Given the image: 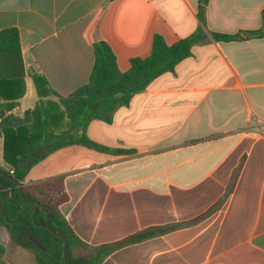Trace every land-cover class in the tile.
I'll return each instance as SVG.
<instances>
[{
    "label": "crops",
    "instance_id": "obj_1",
    "mask_svg": "<svg viewBox=\"0 0 264 264\" xmlns=\"http://www.w3.org/2000/svg\"><path fill=\"white\" fill-rule=\"evenodd\" d=\"M199 0H0V30L18 31L24 75L0 81V103L41 130L40 99L55 133L68 126L53 92L88 80L93 43L105 41L121 71L200 25ZM264 0H208L205 37L171 72L154 78L87 137L108 150L69 144L28 171L24 183L61 177L58 210L90 247L153 226L172 229L114 249L99 264H264ZM211 32L242 39L215 41ZM45 79L43 95L32 75ZM122 150V152H117ZM0 168L11 171L3 158ZM4 230V231H1ZM7 264H37L0 226ZM78 253V252H77Z\"/></svg>",
    "mask_w": 264,
    "mask_h": 264
},
{
    "label": "trees",
    "instance_id": "obj_2",
    "mask_svg": "<svg viewBox=\"0 0 264 264\" xmlns=\"http://www.w3.org/2000/svg\"><path fill=\"white\" fill-rule=\"evenodd\" d=\"M208 0H199L197 16L200 25L190 35L167 44L160 34H154L150 52L145 57H132L129 68L121 71L110 46L102 40L93 43L94 61L88 80L66 95L57 96L68 119L65 130L55 133L42 100L39 107L43 118L41 130L38 123L32 124V110L23 117L7 113L0 103V136L3 138V158L12 166L11 171L0 168V226L7 231L11 243L30 249L37 264H63V240L66 239L65 264H99L114 249L162 234L177 224L153 226L138 230L122 239L90 247L72 231L58 210V205L67 199L61 177L38 182L24 183L29 169L50 152L69 144H81L99 150H108L90 140L86 126L92 119L109 123L114 111L127 105L131 97L146 88L154 78L174 70L176 64L191 54L192 46L205 37V5ZM264 23V15H263ZM252 36H264V27L248 31ZM215 41L242 39L240 32H211ZM24 75L18 31L14 27L0 30V81L18 79ZM36 91L41 97L45 79L32 75ZM122 152V150H117ZM14 179V181L12 180ZM16 184L20 185V191ZM23 196V202L16 204ZM35 210V223L32 213ZM3 214L7 221H5ZM48 228L52 230L49 231ZM78 252V253H77ZM0 264H7L2 256Z\"/></svg>",
    "mask_w": 264,
    "mask_h": 264
},
{
    "label": "water",
    "instance_id": "obj_3",
    "mask_svg": "<svg viewBox=\"0 0 264 264\" xmlns=\"http://www.w3.org/2000/svg\"><path fill=\"white\" fill-rule=\"evenodd\" d=\"M0 173L3 174V172H2L1 170H0ZM12 180L14 181V179H12ZM14 182H15V181H14ZM16 186H17V188H18L19 191H20V185H19V184H16ZM22 202H23V196H21L20 201L17 202L16 204H20V203H22ZM3 217H4L5 221H7V219H6V217H5L4 214H3ZM32 220H33V223H35V210H33V213H32ZM47 229H48L49 231L52 232V230H51L50 228L47 227ZM57 235H58L59 237H61L62 240H63V264H65V258H66V239H65L64 236L61 235V234H57Z\"/></svg>",
    "mask_w": 264,
    "mask_h": 264
},
{
    "label": "rangeland",
    "instance_id": "obj_4",
    "mask_svg": "<svg viewBox=\"0 0 264 264\" xmlns=\"http://www.w3.org/2000/svg\"><path fill=\"white\" fill-rule=\"evenodd\" d=\"M1 231H4V230H1Z\"/></svg>",
    "mask_w": 264,
    "mask_h": 264
}]
</instances>
